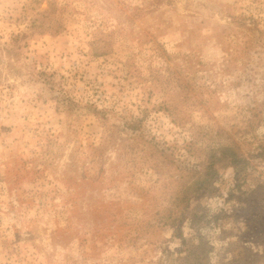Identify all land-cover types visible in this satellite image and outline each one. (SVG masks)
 Segmentation results:
<instances>
[{"label": "rangeland", "instance_id": "374dc122", "mask_svg": "<svg viewBox=\"0 0 264 264\" xmlns=\"http://www.w3.org/2000/svg\"><path fill=\"white\" fill-rule=\"evenodd\" d=\"M263 146L264 0H0V264H264Z\"/></svg>", "mask_w": 264, "mask_h": 264}, {"label": "trees", "instance_id": "16d2710c", "mask_svg": "<svg viewBox=\"0 0 264 264\" xmlns=\"http://www.w3.org/2000/svg\"><path fill=\"white\" fill-rule=\"evenodd\" d=\"M261 155H264V146L260 148ZM230 164L233 166V169L236 171L244 170L247 165V161L243 158H239L238 156H233L232 161Z\"/></svg>", "mask_w": 264, "mask_h": 264}]
</instances>
